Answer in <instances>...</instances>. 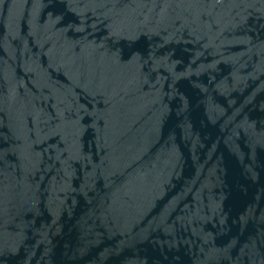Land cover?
I'll return each instance as SVG.
<instances>
[{
    "label": "water",
    "instance_id": "95a60500",
    "mask_svg": "<svg viewBox=\"0 0 264 264\" xmlns=\"http://www.w3.org/2000/svg\"><path fill=\"white\" fill-rule=\"evenodd\" d=\"M0 264H264V0H0Z\"/></svg>",
    "mask_w": 264,
    "mask_h": 264
}]
</instances>
